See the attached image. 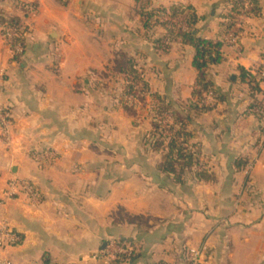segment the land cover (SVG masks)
Instances as JSON below:
<instances>
[{
	"label": "crops",
	"instance_id": "0c3cea01",
	"mask_svg": "<svg viewBox=\"0 0 264 264\" xmlns=\"http://www.w3.org/2000/svg\"><path fill=\"white\" fill-rule=\"evenodd\" d=\"M234 1L0 0V16L27 30L26 53L16 61L0 29V106L10 122L9 144L0 134V228L21 237L1 257L11 264H186L201 246L206 264H264V120L250 109L242 75L264 67V0L249 4L256 11L240 44L223 46L208 70L223 99L203 113L189 106L196 49L164 20L148 19L183 6L196 14L194 34L215 41ZM123 58L150 90L137 119L121 103ZM261 93L260 101L264 84ZM158 96L191 118L186 131L210 181L195 168L183 184L158 170L164 154L145 142ZM13 178L28 181L37 199H6ZM114 244L131 246L132 257H102Z\"/></svg>",
	"mask_w": 264,
	"mask_h": 264
},
{
	"label": "trees",
	"instance_id": "16d2710c",
	"mask_svg": "<svg viewBox=\"0 0 264 264\" xmlns=\"http://www.w3.org/2000/svg\"><path fill=\"white\" fill-rule=\"evenodd\" d=\"M246 4H253V0H235L232 3L229 12L224 17V22L220 27L218 39L215 41L203 40L194 34L197 17L192 9L183 6H173L169 10L159 9L152 11L148 16V19L152 20L156 15L166 14L173 19H178L180 22L186 21L190 26V31L186 32L165 22L170 34L178 35L184 43L192 45L196 49L194 67L198 71L197 85L201 90L196 89L194 91L195 102H191L189 105L196 113H203L212 110L223 99L221 93L215 88L214 84L209 79L208 70L221 61V50L224 46V39L235 27ZM255 11L256 10L253 7V14ZM253 14H250V16ZM20 25L21 21L15 17L6 15L0 16V29L6 30ZM18 42L23 47V53L14 57L16 61L21 60L26 53L25 36L18 38ZM122 61L123 67L121 68L122 70L120 73L125 76L126 84L121 94V103L125 111L130 116L137 119L140 106L131 101L130 96H134L140 101V103H145L150 90L147 83L144 81L142 74L134 67L132 62L127 61L125 58H123ZM263 69L264 67L258 71H262ZM242 75L249 86L250 97L252 99L250 109L258 107L260 109V114L257 115L264 120L263 100L260 101L257 97L262 94L261 86L252 79L250 72L245 71ZM139 83L142 84V89L137 88V84ZM209 89L214 91L215 104L212 107H205L203 105L204 93ZM157 98L160 100V103L158 106H153L151 109V113L153 114L151 121L152 131L147 136L145 142L153 149L161 151L164 154L161 163L158 165V170L168 177L173 178L175 182L183 184L184 176L195 168L198 169L196 171V176L200 181H210L211 176L208 174L204 165L199 164V154L196 151V147L190 143L191 136L186 131V126L191 118L189 116H184L183 113H181L172 103L163 100L159 96ZM165 113L170 114L167 128L163 127ZM184 144L189 145L190 148H186ZM198 166L201 167L198 168ZM125 261L127 260H115L117 263H123ZM186 264H188V259Z\"/></svg>",
	"mask_w": 264,
	"mask_h": 264
},
{
	"label": "built area",
	"instance_id": "2783aa9c",
	"mask_svg": "<svg viewBox=\"0 0 264 264\" xmlns=\"http://www.w3.org/2000/svg\"><path fill=\"white\" fill-rule=\"evenodd\" d=\"M29 11H33L32 6H27ZM251 6L246 4L243 12L237 20L235 27L229 32L225 37V42L231 46H237L241 39L243 38V33L245 30V21L251 14ZM157 20H164L166 23L173 25L176 28L181 27L177 19H173L166 14L156 15ZM182 29V28H181ZM190 31V30H188ZM27 30L22 24L17 27L9 28L6 30L1 29L2 36L7 44L10 51L13 53V57L23 53V47L18 42V38L24 36ZM250 72L252 79L258 83L260 86L264 83V69L262 71ZM137 88L142 89V84H137ZM197 90H201L199 86L196 87ZM130 100L135 102V104L140 107L144 106V103H140L134 96H130ZM215 104L214 91L209 89L204 93L203 105L205 107H212ZM264 105V104H263ZM155 107V106H154ZM251 111L254 114H260V109L258 107L252 108ZM170 114L165 113L163 118V127L167 128L169 124ZM10 122L9 116L7 114L6 108L0 106V131L2 135H8ZM186 148H190L189 145L184 144ZM25 195L29 199L35 201L37 197L35 196L33 187L28 181L13 178L9 180L7 184V190L5 192L6 199L11 200L15 196ZM21 242V237L15 232L11 227L4 226L0 228V252L6 247L15 246ZM205 248H198L197 250H190V256L188 258V264H205L204 256ZM133 255V248L131 246H117L114 244L112 249L102 253V257H112L113 259L128 260ZM0 264H11L10 261L1 257Z\"/></svg>",
	"mask_w": 264,
	"mask_h": 264
},
{
	"label": "rangeland",
	"instance_id": "374dc122",
	"mask_svg": "<svg viewBox=\"0 0 264 264\" xmlns=\"http://www.w3.org/2000/svg\"><path fill=\"white\" fill-rule=\"evenodd\" d=\"M29 6H32L33 7V11H29V9L27 8V10H28V13H34V11H35V7H34V5H32V4H29ZM184 27V29L186 28V30H188L189 28H188V26L187 25H181V27L180 28H183ZM246 34V29L244 30V33H243V36ZM240 44V43H239ZM238 44V45H239ZM238 45L237 46H231V45H229L228 43H227V41L225 42V39H224V46H228V47H232V48H237L238 47ZM6 46H7V44H6ZM10 49V48H9ZM11 54L13 55V53L11 52ZM261 69V68H260ZM257 70H255V69H252V70H250L249 72H255V73H257L256 72ZM264 84V83H263ZM262 84V85H263ZM261 85V86H262ZM198 86V85H197ZM262 102H263V104H264V98H262ZM205 106V105H204ZM140 108H142V107H140ZM10 127V126H9ZM9 131V130H8ZM0 134H1V136H2V138H3V141L5 142V143H7V144H9V132H8V135H2V133H1V131H0ZM17 179H20V178H17ZM11 180V179H10ZM20 180H24V179H20ZM26 181V180H25ZM201 246H197V247H193V248H191L192 250L194 249V250H197L198 248H200ZM203 248V247H202ZM190 249V250H191ZM205 254H206V252H204V256H205ZM189 256H190V251L188 252V258H189ZM205 264H206V262H204Z\"/></svg>",
	"mask_w": 264,
	"mask_h": 264
}]
</instances>
